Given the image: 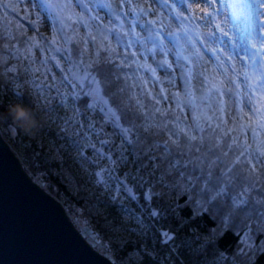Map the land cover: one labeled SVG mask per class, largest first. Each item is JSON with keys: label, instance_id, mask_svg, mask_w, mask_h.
I'll list each match as a JSON object with an SVG mask.
<instances>
[{"label": "snow or ice", "instance_id": "6c2138e0", "mask_svg": "<svg viewBox=\"0 0 264 264\" xmlns=\"http://www.w3.org/2000/svg\"><path fill=\"white\" fill-rule=\"evenodd\" d=\"M0 11L28 22L0 32V90L46 121L25 131L24 158L77 167L105 214V251L125 253L112 264H258L264 0H0Z\"/></svg>", "mask_w": 264, "mask_h": 264}, {"label": "water", "instance_id": "95a60500", "mask_svg": "<svg viewBox=\"0 0 264 264\" xmlns=\"http://www.w3.org/2000/svg\"><path fill=\"white\" fill-rule=\"evenodd\" d=\"M0 264H112L29 177L1 135Z\"/></svg>", "mask_w": 264, "mask_h": 264}, {"label": "trees", "instance_id": "16d2710c", "mask_svg": "<svg viewBox=\"0 0 264 264\" xmlns=\"http://www.w3.org/2000/svg\"><path fill=\"white\" fill-rule=\"evenodd\" d=\"M8 23H11L13 26H15L16 23H21L25 27L28 26L27 20L23 18V13H20L19 19L15 14H12L9 12L7 15L3 11H0V32H2L3 27L7 25ZM25 100H31L32 97L30 96L29 92L25 89L21 90ZM20 103V101L11 94L10 91H4L0 90V130H4L6 132V135L8 136L10 143L14 147L15 151L19 153L20 157L25 162V167L23 168L24 171L27 172V174L31 175H38L41 179V182L46 185L48 192H50L55 197H59L60 195L63 196V200L66 203H71L76 208H83L85 213L90 216V213L88 211V206L92 205L94 201H92L91 197L88 194V187L84 185V181L81 177V174L77 167L72 166L70 163L66 164L64 168L68 169L70 174L73 176L76 184H77V192L72 193L67 190L65 185L63 184V179L61 175L58 172V169L61 167L58 166L55 162L52 164H41L39 167L35 165L29 164V161L25 159V156L31 155V149L26 148V145L30 142L28 134L20 127H18L11 117L8 115V106L10 104ZM21 104V103H20ZM24 106H27L31 109H35L34 104L29 106L27 104H22ZM40 114L44 117L43 123H45V116L42 112ZM15 128L18 131V134L13 137L11 129ZM43 130L38 131L36 133L37 137H40L42 135ZM47 137H45V142H47ZM35 147V144L32 145ZM55 170V171H54ZM108 219H111V216L107 217ZM92 222L95 225L96 234L100 239L105 242L107 247V241L111 236L110 230L108 228L102 227L101 223L105 220V214H101L97 212V215L92 217ZM86 220V219H84ZM169 226V222L167 220L161 221L157 224L158 228L161 229H167ZM211 222H206L204 227H211ZM203 230V229H202ZM236 238L229 233L226 235L221 241L220 245L221 247H226L229 244H232L234 247V240ZM150 242V241H149ZM159 247V246H158ZM163 251V250H162ZM125 255L124 252H117L115 250H112L111 258L115 260H120ZM258 264H264V257H261L258 261Z\"/></svg>", "mask_w": 264, "mask_h": 264}, {"label": "rangeland", "instance_id": "374dc122", "mask_svg": "<svg viewBox=\"0 0 264 264\" xmlns=\"http://www.w3.org/2000/svg\"><path fill=\"white\" fill-rule=\"evenodd\" d=\"M42 31H44V30L42 29ZM46 34H48V33H46ZM158 74H162V71L158 70ZM0 135L2 136L3 140L9 146L10 150L16 155V157L19 160L22 168H24L25 162L20 157L19 153H17L15 151L14 147L10 143L8 136L6 135V132L4 130H0ZM37 138H39V137H37ZM58 172L61 175V177L63 179V184L65 185L67 190L72 192V193H76L77 192V184H76L73 176L68 171V169L61 167L60 169H58ZM30 176H33L34 178H36L35 179L36 181H34V182L43 191H45V193H47L48 195H51V193L48 192L46 185H44V183L41 182V179L38 175L36 176V175L31 174ZM54 198H56V197L54 196ZM56 200H58V202L62 205L64 212L74 222V224L81 231V233L85 236V238L89 241V243L93 246V248H95L96 250L101 252L103 255H105L106 257H108L109 259L112 260L111 254H109V252L105 251V247H106L105 242H103L100 239V237H98V236L96 237V235H97L96 230H95L96 228H95V225L92 222L91 218L97 215V211L91 205H89L88 206V211L90 213V216H89V214L87 215L85 213L83 208H76L73 205H70L69 203L64 202L63 196L57 197ZM84 219H86V220H84ZM101 226L109 229V226L106 224L105 220L101 223ZM93 237L95 239H93Z\"/></svg>", "mask_w": 264, "mask_h": 264}, {"label": "clouds", "instance_id": "9594fccd", "mask_svg": "<svg viewBox=\"0 0 264 264\" xmlns=\"http://www.w3.org/2000/svg\"><path fill=\"white\" fill-rule=\"evenodd\" d=\"M5 57L0 54V75L3 74L2 65ZM8 115L13 122L26 132L38 130L44 121V117L36 109H31L20 103L10 104L8 106Z\"/></svg>", "mask_w": 264, "mask_h": 264}, {"label": "bare ground", "instance_id": "6f19581e", "mask_svg": "<svg viewBox=\"0 0 264 264\" xmlns=\"http://www.w3.org/2000/svg\"><path fill=\"white\" fill-rule=\"evenodd\" d=\"M14 155H15V154H14ZM15 156H16V155H15ZM21 167H22V166H21ZM28 175H29V174H28ZM36 176H37V175H36ZM29 177H30L33 181H36V180H35L36 178H34L33 176H30V175H29ZM44 192H45V191H44ZM46 194H47V193H46ZM49 196H51V197H52V198H53V199H54V200H55V201H56V202L62 207V205L58 202V200H56L57 197L54 198V196H53L52 194L49 195ZM60 196H62V195H60ZM60 196H59V197H60ZM69 204L72 205L71 203H69ZM62 209H63V208H62ZM63 211H64V210H63ZM96 237H97V235H96Z\"/></svg>", "mask_w": 264, "mask_h": 264}]
</instances>
